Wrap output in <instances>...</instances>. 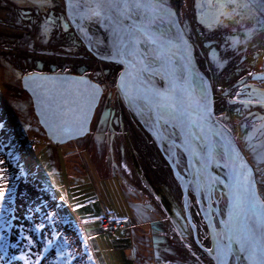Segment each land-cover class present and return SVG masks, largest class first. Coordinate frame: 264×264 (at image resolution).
I'll return each instance as SVG.
<instances>
[{
    "label": "rangeland",
    "instance_id": "374dc122",
    "mask_svg": "<svg viewBox=\"0 0 264 264\" xmlns=\"http://www.w3.org/2000/svg\"><path fill=\"white\" fill-rule=\"evenodd\" d=\"M180 1L181 24L194 43L198 65L211 80L215 111L256 165V177L261 182L264 180V130L257 117L264 116V106L256 101L264 99V81H260L264 79L260 76L264 74V0H223L224 16L228 18L219 23L214 22L215 18L220 20L215 16V7L211 12L204 11L218 0H207V6L206 3L200 6V0ZM28 4L21 0H0V159L5 161L0 165L5 169L0 185H6L8 193L0 208V228L9 243L18 244L16 249L9 250V255L27 254L29 250L20 236L30 235L35 243L30 259L49 253L46 259L50 263L42 259L41 264H63L65 258L72 264H89L83 255L86 252L92 253L93 264H155L145 239L146 224L155 218L151 213L147 219L133 214L127 220L123 215L113 220L106 218L110 213L105 208H115L111 198L117 192L112 184L115 175L110 172L112 165L104 162L111 159L106 146V133H110L111 126L108 117L100 119V116L105 112H122L118 98L114 93L109 94L116 93L115 87L110 84L106 87L90 133L66 144L52 143L34 115L31 98L21 86L23 74L32 70L63 71L101 79L98 69L106 66L96 65L95 57L75 36L63 0H46L44 7L39 0H29ZM233 40L238 41L235 47ZM241 100L254 103L242 104ZM8 101L11 105L21 104L29 116H20L8 108ZM99 128L105 131L99 132ZM93 135L101 137L103 158L99 160L90 143ZM134 151L141 167L129 159L125 167L120 166L129 181L138 184L149 163L143 162L145 150ZM157 163L170 181L167 164L160 160ZM100 167L102 171L98 172ZM147 193L148 198L142 199L156 202L155 193L150 189ZM133 195L140 197L139 193ZM37 208L42 211L35 213L33 210ZM162 208L160 203L156 217L164 219L170 233H174V218L171 217V223ZM48 212L54 214L52 219H45ZM39 223H44L45 228L37 232L34 229ZM53 235L56 238L45 253L43 248ZM174 238L179 244L185 241L175 235ZM57 249L64 253L63 257L57 256ZM12 264H23V261L16 259Z\"/></svg>",
    "mask_w": 264,
    "mask_h": 264
},
{
    "label": "water",
    "instance_id": "95a60500",
    "mask_svg": "<svg viewBox=\"0 0 264 264\" xmlns=\"http://www.w3.org/2000/svg\"><path fill=\"white\" fill-rule=\"evenodd\" d=\"M65 13L69 25L80 41L85 45L97 59L113 60L123 66L118 77V87L121 93L127 98V105L136 114L144 105L151 113L156 108L167 107L176 111L182 135L187 137L188 130L195 129L206 141L202 155H197L195 150L189 148L190 154H196L201 161L207 175L211 178L208 164L210 153L213 156L215 149L219 156V163L223 166L226 175L225 187L228 199L227 226L225 236L219 239L215 226L207 220L213 251H208L213 257L215 264H221V244L224 238L233 239L250 264H264L254 249L255 245L250 244L246 237L247 229L251 227L249 217L252 215L257 219L255 223L256 232L264 229V200L261 198L256 183L255 168L243 149L233 131L220 118L216 116L214 106V93L211 80L205 71L198 65L195 48L187 36L178 14L171 0L162 1L172 12V16H165L157 11L155 14L151 9H136L133 7L124 18L119 15L117 9H113L109 15L114 21H123L122 27L129 29L128 34L121 33L128 48L125 49V57L117 54L114 47L115 37L112 35L113 24L105 20L107 30L96 19L82 20L81 14L87 11V5L94 3V0H63ZM129 3L132 0H128ZM72 5L70 8L69 5ZM122 3L119 5L122 8ZM205 8V6L203 7ZM152 21L151 35L158 39V44L163 41V58H158L157 45L149 43L143 32L135 30L136 26H143L146 20ZM164 25V26H162ZM83 26L85 34L81 32ZM133 37L140 41L135 58L127 56V52L134 48L131 43ZM100 40L102 43H97ZM100 46H105L107 51H97ZM148 47L157 67L166 79L171 91L167 99H159L156 92L163 90V87L154 84L151 80L139 74L137 69L139 62L149 67L141 53V47ZM147 49V48H146ZM186 57L190 62V70L186 69ZM127 59L129 65L120 63L121 59ZM171 60L176 62L172 65ZM174 62V63H175ZM37 76L56 77L57 79L37 80ZM260 76H264L261 73ZM63 77L65 79H59ZM81 78L86 83L81 82ZM40 85V87H37ZM209 86V89L207 87ZM21 86L30 96L34 115L45 131L47 138L54 144H63L69 140L82 137L89 131L90 121L94 109L102 93L101 86L92 80L88 75L73 74L71 72H43L31 71L21 76ZM178 89V91H175ZM94 96V103H89V96ZM137 100L141 102L138 103ZM213 109V111H212ZM88 112L87 120L84 123L82 132L73 131L65 133L64 128L77 129L81 125L83 113ZM140 121L142 119L139 117ZM181 120V121H180ZM55 129V131H54ZM189 144L186 143L185 148ZM206 151V153H204ZM175 173L177 170L173 167Z\"/></svg>",
    "mask_w": 264,
    "mask_h": 264
},
{
    "label": "flooded vegetation",
    "instance_id": "af4514ba",
    "mask_svg": "<svg viewBox=\"0 0 264 264\" xmlns=\"http://www.w3.org/2000/svg\"><path fill=\"white\" fill-rule=\"evenodd\" d=\"M28 1L21 0V3L29 5ZM206 1L200 0V6L205 5ZM171 2L181 22V1L171 0ZM74 34L76 36V33ZM187 36L189 37V35ZM189 39L191 40L190 37ZM191 42L193 43L192 40ZM82 45L85 47L83 43ZM146 48L142 46L141 53L150 65L147 68L139 62L137 67V69L139 68V74H143L154 84H158L163 87V90L170 92L171 89L166 79H164L163 73L152 64L155 62L154 56L151 55L149 48ZM85 49L87 50L86 47ZM95 49L99 52L107 51L105 46ZM94 59L96 65L100 67L106 66V69H98L101 79H95L88 74L92 80H95L101 86L102 93L94 109L89 131L86 134L90 133L97 107L106 92L108 84L115 87L116 93L109 92V94L114 93L113 96L118 98L122 104L120 108L122 107L123 109L122 112H105L100 116V119L108 117V123L111 126L109 128L110 133L108 131L106 133L108 139L106 140L107 153H111V159H104V162L112 165L110 172L112 171L115 174L112 184L117 192L111 198L116 203H114L116 209L107 207L105 208L106 212L116 218L123 215L126 220L132 214L147 219L146 217L151 213L155 217L150 218L148 223L145 221L148 228V233L145 237L146 245L151 251V255H153L151 261L155 264H215L213 257L208 253L209 250L213 251V245L207 220L215 226L217 237L222 239L226 234L225 227L227 226L228 212V199L225 187L226 175L223 166L219 163V156L216 154L217 149H215L213 156L210 153L211 159L208 164L212 175L210 178L198 159L199 156H197L202 155L206 140L195 129L188 130L187 137H184L181 128L178 127L177 113L170 108H156L151 113L143 105L139 114L134 113L127 105L129 100L121 93L118 87V77L124 69L123 66L113 60L108 61L97 59L96 57ZM171 62L172 65H176L174 60H171ZM73 74L83 75L82 73ZM254 76L258 78L259 75L257 73ZM261 77L264 78V76ZM260 81L262 82L264 79ZM175 91H178V89ZM136 101L138 103L141 102L137 99ZM112 115L113 118L111 117ZM216 116L219 118L217 113ZM139 117L142 121H140ZM104 129L99 128V132L105 131ZM133 129L137 131L133 132ZM100 138L93 135L90 140L93 150L97 153V160L103 158L102 147L99 143L101 142ZM186 143L189 144L188 148H185ZM189 148L191 150L194 149L197 155H191ZM134 149L137 151L145 150L146 156L143 157V162L148 161L149 163V166L144 168L140 181L137 182L135 180L138 184L129 181L120 166L121 164L125 167L129 163V159L130 163L133 162L136 167H141ZM159 160L167 164V173L171 177L170 181L164 176L163 169L157 163ZM96 166H98L97 163ZM253 166L255 168L256 165L253 164ZM173 167L176 168L177 173L173 171ZM97 170L98 172L102 171V167ZM148 180L151 181V184H147ZM117 183L118 187L116 186ZM256 183L258 192L264 200V180L260 182L256 177ZM112 184L110 182V185ZM163 185H166L169 191L166 192ZM139 188L141 192H138ZM148 189H150L151 193H155L156 202L142 199L148 198ZM135 193H139L140 197L134 196L133 194ZM167 194H171V196L168 197ZM179 195L180 198L178 199ZM160 203L163 206L162 210L170 216V222L173 223L174 221V229L172 231L175 234L170 233L171 229L163 223L164 219L156 217L157 207ZM249 221L251 227L247 229L246 237L250 244L255 245L254 249L264 261V229L256 232L254 221L256 222L257 219L252 215L249 217ZM143 228L147 230L145 227ZM172 234L178 239L181 237L185 240L183 244H179L180 242L178 243ZM220 259L221 264H250L233 239H223Z\"/></svg>",
    "mask_w": 264,
    "mask_h": 264
},
{
    "label": "snow or ice",
    "instance_id": "6c2138e0",
    "mask_svg": "<svg viewBox=\"0 0 264 264\" xmlns=\"http://www.w3.org/2000/svg\"><path fill=\"white\" fill-rule=\"evenodd\" d=\"M122 3V8L119 7V5ZM39 4L41 7L46 6V0H39ZM247 6V5H246ZM69 7L71 8L72 5L70 4ZM135 7L136 9H151L152 12L155 14L157 11L163 13L165 16H172L174 13L172 10L166 6L164 3L158 2V0H132L131 3L128 2V0H94V3L91 5H87V11L81 14V19L82 20H92L93 18H96L102 26H104L107 30V25L104 24V21L107 20L110 23L113 24L112 27V35L115 37L116 43H114V47L116 48L117 54H119L121 57H125V49L128 48V44L125 43L123 37L120 35L122 32L125 34H128L129 29H125L122 27L123 21L116 22L113 20L111 15L109 13L113 9H117L119 12V15L124 17V18H130L128 13L129 11ZM220 7L223 8L224 5L223 3L220 4ZM221 15H224L223 12L220 13ZM215 23H219V20L215 18L214 20ZM151 26H152V21L146 20V22L143 23V26H136L135 30L138 32H143L145 37L149 40L150 44L157 45L156 47V52L159 53L158 58H163V52L162 50L164 49V44L163 41H160L158 44V39L156 36L151 35ZM81 27V32L85 34V38L88 39L89 37L87 36L83 26ZM97 43H102V41L98 40ZM131 43L134 45L133 49L128 50L127 56H131L135 58L136 52L139 51L138 45L140 43L139 39L137 37H133ZM232 46L235 47L238 44V41L233 40ZM120 63L124 64L127 68L129 65V61L127 59H121ZM186 69L190 70V62H188V57H186ZM125 75L124 73H121V77L123 78ZM37 80H48V79H57L56 77H46V76H37ZM59 79H65L63 77H59ZM81 82L86 83L83 78H81ZM37 87H40V85H37ZM208 89L209 86L207 85ZM210 91V89H209ZM156 95L159 99H167L168 98V92L165 90H160L156 92ZM94 96H89V103L92 105L94 103ZM242 104H251L254 103V101L251 100H241L239 101ZM256 103H260L262 106H264V99H261L260 101H256ZM213 111V109H212ZM88 112L83 113L81 119V127L77 129H72L65 127L63 130L65 133H70L73 131H78L82 132L84 130V123L87 120ZM262 122V130H264V116L257 117ZM2 127V125H0ZM55 131V129H54ZM5 163L4 160L0 159V165H3ZM4 171L5 169L0 168V180L4 179ZM0 189H2V195H0V208L3 207L4 202L6 200L7 196V186L6 185H0ZM63 199V198H62ZM35 213H38L42 211L41 208H37L33 210ZM53 213L48 212L45 214V219H52ZM99 219V217H98ZM45 228L44 223H39L36 228L34 229L35 231L39 232L40 230H43ZM56 238L55 235H53L52 239L47 240L46 245L43 248V251L46 253L48 251V248L52 244V240ZM20 239L24 242V246L29 250V252L26 254L22 252L18 257L14 255H9V250L10 249H16L18 247V244L13 242L9 243L5 239V235L3 233V229L0 228V264H12L13 260L19 259L23 261V264H41V260L44 258L42 255H36L34 259H30V252L33 247H35V243L33 238L30 235H21ZM65 244H67V241H65ZM84 247L87 248V243H84ZM210 251V250H209ZM57 256L58 257H63L64 253L61 252L59 249H57ZM83 255H86L88 258L89 264H93L92 261V253L91 252H86ZM63 264H72V261L65 258L63 261Z\"/></svg>",
    "mask_w": 264,
    "mask_h": 264
},
{
    "label": "trees",
    "instance_id": "16d2710c",
    "mask_svg": "<svg viewBox=\"0 0 264 264\" xmlns=\"http://www.w3.org/2000/svg\"><path fill=\"white\" fill-rule=\"evenodd\" d=\"M219 1V0H218ZM215 2V4L214 5H208V7H207V9H206V11L205 12H211L212 11V9L211 8H213V7H215V9H216V17L217 18H219L220 20L219 21H221V19H225V18H228V17H225L224 15H225V6L223 7V8H221L220 7V4L221 3H223V5H224V2H223V0H221L220 2ZM221 12H223L224 13V15H221L220 13ZM29 102H30V104H31V101L29 100ZM6 105H7V107L8 108H10V109H12L13 108V110H15V112L17 113L18 112V114L20 115V116H22L23 115V117H25V116H29L28 115V112H25V109L23 108V106L21 105V104H18V105H15V104H13V105H11V103L8 101V102H6ZM49 255V253H46V254H44L43 255V260L42 261H47L48 263H50V261L51 260H48V259H46L47 258V256Z\"/></svg>",
    "mask_w": 264,
    "mask_h": 264
},
{
    "label": "built area",
    "instance_id": "2783aa9c",
    "mask_svg": "<svg viewBox=\"0 0 264 264\" xmlns=\"http://www.w3.org/2000/svg\"><path fill=\"white\" fill-rule=\"evenodd\" d=\"M106 218H107V220L109 219V220H113V219H115V217L113 216V215H106ZM106 219H105V217H104V219H103V221H105Z\"/></svg>",
    "mask_w": 264,
    "mask_h": 264
},
{
    "label": "bare ground",
    "instance_id": "6f19581e",
    "mask_svg": "<svg viewBox=\"0 0 264 264\" xmlns=\"http://www.w3.org/2000/svg\"><path fill=\"white\" fill-rule=\"evenodd\" d=\"M162 1H167V0H162ZM162 26H164V25H162ZM85 50V49H84Z\"/></svg>",
    "mask_w": 264,
    "mask_h": 264
}]
</instances>
